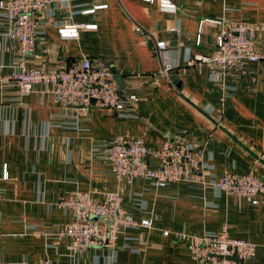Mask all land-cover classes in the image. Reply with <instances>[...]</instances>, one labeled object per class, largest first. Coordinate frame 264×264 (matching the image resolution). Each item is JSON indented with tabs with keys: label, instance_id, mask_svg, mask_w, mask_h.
<instances>
[{
	"label": "crops",
	"instance_id": "crops-1",
	"mask_svg": "<svg viewBox=\"0 0 264 264\" xmlns=\"http://www.w3.org/2000/svg\"><path fill=\"white\" fill-rule=\"evenodd\" d=\"M170 1L177 7L173 14L144 0H54L48 8L26 66L59 71L87 57L115 70L122 96L135 95L138 102L129 109L134 118L118 119L94 108L59 107L42 84L23 97L15 82L0 84V174L6 164L10 175L0 183V264L45 258L50 264H195L163 232L201 235L223 225L231 237L256 244L251 264H264V205L185 182L156 188L135 179L127 185L92 153L118 136L140 138L153 149L176 139L203 148L217 178L230 172L264 179V58L217 77L213 66L186 60L212 56L221 28L237 22L256 27V50L264 57V0ZM65 26L77 27L78 36L61 38ZM8 30L0 18V76L11 75L20 57ZM159 42L166 43L174 67L167 73ZM75 192L117 193L122 208L137 221L151 219L152 229L122 231L116 248L72 258L69 240L56 235L72 215L56 203Z\"/></svg>",
	"mask_w": 264,
	"mask_h": 264
},
{
	"label": "built area",
	"instance_id": "built-area-1",
	"mask_svg": "<svg viewBox=\"0 0 264 264\" xmlns=\"http://www.w3.org/2000/svg\"><path fill=\"white\" fill-rule=\"evenodd\" d=\"M157 3L161 12L173 14L177 7L170 0H144ZM54 0H0V18L8 24V37L19 45L20 57L11 75L0 76V84L16 83L19 97L31 92L36 84H42L52 94L54 102L64 109L81 112L92 108L108 111L118 119H131L129 109L135 108V95L123 97L118 91L111 68L95 65L84 57L69 67L52 72L28 68L26 59L36 45V36L41 19L46 15ZM93 11V10H91ZM215 24L220 22L215 21ZM94 25L85 26L93 29ZM175 29H171L174 31ZM256 27L237 22L221 28L216 36L215 50L210 57L186 55L189 66L211 65L212 77L238 71L250 63H257L264 57L256 50ZM61 38L78 36V28L65 26L58 30ZM200 37L196 43L199 44ZM156 49L160 53L163 72L174 69L166 54V43L159 42ZM99 153L109 166L118 182L131 185L135 179L148 180L153 187L161 188L172 183L185 182L212 189L216 194L242 197L252 205H264V179L254 174L237 175L225 172L220 178L210 174L204 161V149L192 143L165 139L158 148L147 146L142 139L129 135L118 136L111 142L95 146L92 153ZM149 160H156L151 167ZM10 181L8 166L3 165L0 183ZM4 199L0 188V201ZM59 209L68 210L71 222L62 227L56 235L69 240L68 252L72 258L87 253L94 248L114 249L122 231L152 229V220L137 221L122 208V197L117 193H104L95 197L88 192H75L73 198L56 203ZM182 244L195 264H251L258 246L252 242L236 239L229 235L226 225L216 233L201 235L164 231ZM23 264H50L45 258L37 262Z\"/></svg>",
	"mask_w": 264,
	"mask_h": 264
},
{
	"label": "water",
	"instance_id": "water-1",
	"mask_svg": "<svg viewBox=\"0 0 264 264\" xmlns=\"http://www.w3.org/2000/svg\"><path fill=\"white\" fill-rule=\"evenodd\" d=\"M111 71H112L113 75H115V82L118 86V91H119V93H122V90L125 88L124 83L122 81V77L117 75L115 70H111Z\"/></svg>",
	"mask_w": 264,
	"mask_h": 264
}]
</instances>
